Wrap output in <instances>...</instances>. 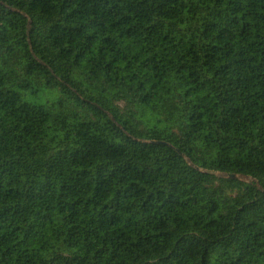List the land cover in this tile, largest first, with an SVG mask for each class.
<instances>
[{
  "label": "trees",
  "instance_id": "16d2710c",
  "mask_svg": "<svg viewBox=\"0 0 264 264\" xmlns=\"http://www.w3.org/2000/svg\"><path fill=\"white\" fill-rule=\"evenodd\" d=\"M0 264H264V0H0Z\"/></svg>",
  "mask_w": 264,
  "mask_h": 264
},
{
  "label": "rangeland",
  "instance_id": "374dc122",
  "mask_svg": "<svg viewBox=\"0 0 264 264\" xmlns=\"http://www.w3.org/2000/svg\"><path fill=\"white\" fill-rule=\"evenodd\" d=\"M216 175H217L218 177H226V176H225L224 174H222V173H216ZM237 178H239L240 180H242V181H244V182H246V183H251V182H252V178H250V177H246V176H244V175H238Z\"/></svg>",
  "mask_w": 264,
  "mask_h": 264
},
{
  "label": "water",
  "instance_id": "95a60500",
  "mask_svg": "<svg viewBox=\"0 0 264 264\" xmlns=\"http://www.w3.org/2000/svg\"><path fill=\"white\" fill-rule=\"evenodd\" d=\"M230 177H231V178H233V177H237V175L233 174V175H230Z\"/></svg>",
  "mask_w": 264,
  "mask_h": 264
}]
</instances>
